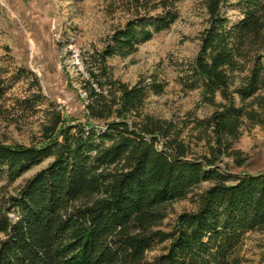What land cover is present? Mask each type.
<instances>
[{
  "label": "trees",
  "instance_id": "obj_1",
  "mask_svg": "<svg viewBox=\"0 0 264 264\" xmlns=\"http://www.w3.org/2000/svg\"><path fill=\"white\" fill-rule=\"evenodd\" d=\"M122 1L130 16L93 56L82 85L87 121L66 123L53 110L37 144L0 141L7 183L52 158L16 195L0 198V264H145L165 242L152 264H232L245 234L264 229V171L233 173L223 162L245 164L234 148L245 124L264 132V0L205 1L199 50L180 80L213 111L184 121L144 112L147 97L164 92L157 74L128 85L106 66L168 30L180 0ZM7 83L0 72V99ZM32 98L24 103L39 101ZM205 182L195 210L160 230L166 205Z\"/></svg>",
  "mask_w": 264,
  "mask_h": 264
},
{
  "label": "rangeland",
  "instance_id": "obj_2",
  "mask_svg": "<svg viewBox=\"0 0 264 264\" xmlns=\"http://www.w3.org/2000/svg\"><path fill=\"white\" fill-rule=\"evenodd\" d=\"M205 1L180 0L179 18L168 30L140 45L128 57L107 59L109 74L122 83L132 85L140 76L152 73L164 81L161 95L147 97L145 113L184 121L205 118L213 111L202 103L200 89L185 91L180 80L199 50L208 17ZM229 14L232 19L237 15L234 11ZM129 16L122 0H0V72L8 78V89L0 99V141L8 145L37 144L46 114L53 110H58L66 123H85L82 85L87 68H92L93 56ZM245 74L236 73L234 85ZM34 95L39 101L29 106L28 101H35ZM215 101H221L219 94ZM234 148L243 153L246 162L235 167L231 159H223L231 172L264 171V132L260 126L245 124ZM51 161L46 159L13 183L0 177V198L16 195ZM208 185L202 183L186 198L167 204L166 216L158 228L168 232L180 213L194 211V196ZM167 243L147 251L145 264H152ZM263 258L264 229L245 234L232 264H261Z\"/></svg>",
  "mask_w": 264,
  "mask_h": 264
}]
</instances>
